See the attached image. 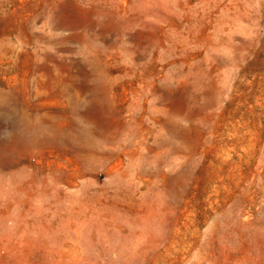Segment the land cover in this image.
<instances>
[{
    "label": "rangeland",
    "instance_id": "374dc122",
    "mask_svg": "<svg viewBox=\"0 0 264 264\" xmlns=\"http://www.w3.org/2000/svg\"><path fill=\"white\" fill-rule=\"evenodd\" d=\"M0 264H264V0H0Z\"/></svg>",
    "mask_w": 264,
    "mask_h": 264
}]
</instances>
